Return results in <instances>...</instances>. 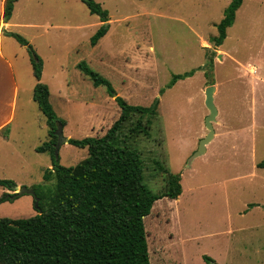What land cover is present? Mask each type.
<instances>
[{
    "label": "rangeland",
    "instance_id": "374dc122",
    "mask_svg": "<svg viewBox=\"0 0 264 264\" xmlns=\"http://www.w3.org/2000/svg\"><path fill=\"white\" fill-rule=\"evenodd\" d=\"M94 1L109 19L96 48L90 39L99 19L80 0L18 3L17 25L8 31L28 46L7 34L0 38L12 68L0 59V124L12 117L0 131V179L35 190L50 206L46 194L54 180L44 182V175L51 172V155L35 151L50 136L32 99L29 47L42 62L40 82L65 122L64 137H101L117 120L119 108L106 87L95 88L76 68L85 62L128 104L159 101L150 137L136 146L144 184L162 193L159 162L180 174L182 192L176 200L156 201L144 218L150 264H207L203 256L215 264H264V167H258L264 163V0H243L219 47L212 40L230 0ZM248 66L261 82L253 85ZM189 72L192 76L167 88L174 75ZM212 85L216 137L206 153L191 160L207 135L205 89ZM87 155L86 149L64 144L58 163L73 167ZM3 194L15 191L0 187ZM37 214L31 195L0 203V218Z\"/></svg>",
    "mask_w": 264,
    "mask_h": 264
},
{
    "label": "trees",
    "instance_id": "16d2710c",
    "mask_svg": "<svg viewBox=\"0 0 264 264\" xmlns=\"http://www.w3.org/2000/svg\"><path fill=\"white\" fill-rule=\"evenodd\" d=\"M17 1L3 0L0 17L3 23L11 19ZM80 1L102 23L90 39L94 47L108 31V25H103L109 21L108 13L94 0ZM242 2L230 0L216 25L218 36L212 40L214 46L222 45ZM6 34L21 46H28L18 34ZM29 49L33 54L31 67L36 81L32 99L46 118L50 136L49 142L35 151L50 153L51 172L44 175V182L54 180V184L46 194L50 206L45 207L35 192L41 214L27 219L0 218V264H150L144 218L156 201L176 200L182 192L180 174L171 173L159 162H156L157 170L165 181L162 193L155 194L144 184L141 154L136 146L140 138L150 137L159 101L150 106L130 105L115 94L108 81L85 62H79L76 68L92 85L105 86L112 95L119 117L101 137L70 138L69 145L86 149L88 155L73 167H63L54 157V132L56 123L64 127L65 122L53 111L48 86L40 82L42 62ZM190 76L192 72L174 75L167 88ZM258 167H264V163ZM0 187L14 191L15 183L0 179ZM12 197L18 196L3 194L0 203ZM203 260L215 264L207 256Z\"/></svg>",
    "mask_w": 264,
    "mask_h": 264
},
{
    "label": "water",
    "instance_id": "95a60500",
    "mask_svg": "<svg viewBox=\"0 0 264 264\" xmlns=\"http://www.w3.org/2000/svg\"><path fill=\"white\" fill-rule=\"evenodd\" d=\"M214 92H215V87L213 85L209 86L205 89L204 104H205V107L208 111V115L204 119V126H205V129L207 130V135L203 139L200 140L198 148H197L196 152H194V154L192 155L191 160L198 157V156L203 155L205 153L206 145L209 144V142L214 137L213 123L215 122L216 116H217V110H216V108L214 106V102H213ZM62 130H63L62 124L59 122L56 123V128H55V132H54V135L56 136V143L54 144L55 160H58L60 147L64 144H68V141H69V138L63 136ZM191 160H189V162ZM14 191H15L16 196L31 195L34 198L35 209L38 211V214H41V211H40L39 206H38L39 199L37 198L33 189L14 187ZM13 199H14V197L11 198V200H13Z\"/></svg>",
    "mask_w": 264,
    "mask_h": 264
},
{
    "label": "crops",
    "instance_id": "0c3cea01",
    "mask_svg": "<svg viewBox=\"0 0 264 264\" xmlns=\"http://www.w3.org/2000/svg\"><path fill=\"white\" fill-rule=\"evenodd\" d=\"M20 1H21V0H18V1L15 3V5H14V10H13V13H12V17H11V19L9 20L8 23H3V22L1 21V19H0V38H1L2 35H6V33H10V31H8V29H9L10 26H16V25H17V23H15V21H14V14H15V12H16L17 5H18V3H19ZM229 3H230V2H229ZM239 9H240V8H239ZM239 9H238V10H239ZM0 12H1V15H2V12H3V0H0ZM1 15H0V17H1ZM235 16H236V15H235ZM233 23H234V22H233ZM95 25L98 26V28H99V27L102 25V23L99 21V22L96 23ZM226 36H227V33H226ZM0 42H1V41H0ZM202 42H204V41H202ZM205 43H206V42H205ZM97 45H98V44H97ZM97 45H96V46H97ZM96 46H94V47H92V48H96ZM0 59H1L2 61H4V63H6V64L8 65V67H10V72H12L11 64H10V62L8 61V59H6V58L3 56L2 52H1V49H0ZM248 67H250L251 70H249ZM248 67H247V69H248V73H249V75L251 76L252 81H254V82H253V85L255 84L256 81H257V82H261L262 80H258V78L256 77L257 72H258V71L256 70V68L251 67V66H248ZM250 71H251L252 73H253V72H254V73L251 74ZM12 84H13V93H15V91H16V83H15V79H13V78H12ZM35 84H36V81H35V83L33 84V88H34ZM214 95H215V93H214ZM214 95H213V97H214ZM252 111H253V110H252ZM11 118H12L11 116H8L7 119H6V121L0 124V131H1V129L4 127V125H6L7 123L10 122ZM215 137H216V133L214 134V137L212 138V140H213ZM212 140H211V141H212ZM207 149H208V144H207L206 147H205V153H206ZM252 228H254V227H252ZM255 228H257V226H256ZM263 242H264V241H263Z\"/></svg>",
    "mask_w": 264,
    "mask_h": 264
}]
</instances>
